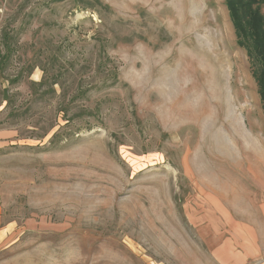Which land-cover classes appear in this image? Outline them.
Returning a JSON list of instances; mask_svg holds the SVG:
<instances>
[{
  "label": "rangeland",
  "instance_id": "1",
  "mask_svg": "<svg viewBox=\"0 0 264 264\" xmlns=\"http://www.w3.org/2000/svg\"><path fill=\"white\" fill-rule=\"evenodd\" d=\"M255 17L264 0H0V214L20 228L0 264H215L206 194L264 196Z\"/></svg>",
  "mask_w": 264,
  "mask_h": 264
},
{
  "label": "crops",
  "instance_id": "2",
  "mask_svg": "<svg viewBox=\"0 0 264 264\" xmlns=\"http://www.w3.org/2000/svg\"><path fill=\"white\" fill-rule=\"evenodd\" d=\"M254 199L256 209H233L229 198L206 194L201 234L215 264H264V196ZM19 229L0 214V256L15 246Z\"/></svg>",
  "mask_w": 264,
  "mask_h": 264
},
{
  "label": "trees",
  "instance_id": "3",
  "mask_svg": "<svg viewBox=\"0 0 264 264\" xmlns=\"http://www.w3.org/2000/svg\"><path fill=\"white\" fill-rule=\"evenodd\" d=\"M256 20H258L259 24H255ZM262 28L259 17H255L251 19V29L248 33L249 38L243 37L248 41L251 40L254 44L253 55H256L259 61V88L262 99L264 100V31ZM244 33L238 31L239 36H242ZM7 51L10 52L9 47L7 48ZM250 56H252V53H250Z\"/></svg>",
  "mask_w": 264,
  "mask_h": 264
},
{
  "label": "bare ground",
  "instance_id": "4",
  "mask_svg": "<svg viewBox=\"0 0 264 264\" xmlns=\"http://www.w3.org/2000/svg\"><path fill=\"white\" fill-rule=\"evenodd\" d=\"M236 121V117L234 116V114H232L231 116H230V120H229V122L231 123H233V122H235ZM236 125V124H235ZM231 131V130H230ZM235 133V132H234Z\"/></svg>",
  "mask_w": 264,
  "mask_h": 264
}]
</instances>
